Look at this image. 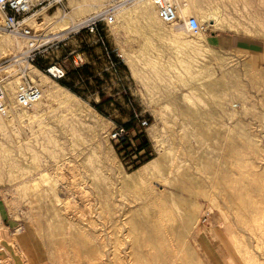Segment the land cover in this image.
<instances>
[{"label":"rangeland","instance_id":"rangeland-1","mask_svg":"<svg viewBox=\"0 0 264 264\" xmlns=\"http://www.w3.org/2000/svg\"><path fill=\"white\" fill-rule=\"evenodd\" d=\"M107 1L111 4L130 5L138 0ZM174 4L178 7L179 21L174 26H164V29L178 31L174 38L180 40L181 44L176 45L151 36L141 22L123 26L125 28L110 26L106 29L107 48L113 50L112 61L120 62L118 70L109 72L111 75L103 74L101 81L97 76L96 79L88 81L87 74H71L72 76H67L64 81L55 82L76 96L83 103L81 105L93 110L108 123L102 124L101 129L98 128V118L87 111L90 123L97 127L94 133L77 123V120L56 104L52 105L53 110L46 111L39 119H32L30 122L19 120L17 115L21 111L12 107L13 96L7 83L12 82L15 89L19 84L31 81L30 78L38 81L33 70L43 75L44 73L26 61L28 48L25 45L19 52L11 53L0 62V72L14 66L8 76L0 74V83L11 103L13 113V118L11 116L8 119L14 122L7 129L0 127V218L4 227L2 237L5 248L1 257L5 259L4 264H23L24 261L28 264L30 258L33 264H57L60 258L63 259L58 255L60 247L58 248L59 244L57 246L61 239L58 241L54 232L51 233L54 231L50 221L54 217L51 214H55L56 210L67 214L68 224L63 232H67L65 239L67 238L68 242L70 236L75 233L72 229L74 223L83 222V218L92 220L85 223L83 233L88 237L90 233L97 232L95 234L101 237L104 247L102 255L97 254L99 261L90 264H114L113 255L110 253L115 246L119 253L121 252V258H124L121 263L133 264L129 261L133 257L130 256L133 252L132 246L138 238L146 241L154 234L150 225L146 224L155 222L157 215L158 218H165L162 211L159 212L161 207L158 202L143 208H139V204L152 197L151 190L160 192L164 189L169 195H182L185 198L189 195L172 187L170 182L164 185L154 182L151 190L145 184L129 189L118 187L114 176L112 177L113 171L108 170L105 165L107 144L111 146L126 172L146 163V160L142 159L136 166L128 165L127 161L121 158V149L109 138L116 126L128 122L132 127L136 126L139 120L147 121V127L141 129L142 140L150 146L151 157L147 159L152 160L163 149L168 150V178H179L184 182L186 178H247L253 189H262L259 186L264 183V102L261 101L264 81L260 76L257 81L247 76L245 63L250 57L249 54L214 48L206 37L211 34H234L264 42V0H174ZM212 8L219 10V19L225 25H222L223 29L200 22L199 16ZM181 9H184V12L180 13ZM57 12L59 15L72 12L68 0H65L62 8L42 13L35 19L39 21L44 16L51 18ZM188 17L196 18L204 26L206 32L200 34L201 37L225 58L222 63L211 64V73L223 78L219 86H200L198 78L189 76L192 73L191 68L198 66L197 61L200 60L182 46L184 42L196 40L197 34H190L185 29L184 21ZM34 25L35 23L32 24ZM75 28L60 38L64 40V46L53 44L40 51L37 57L39 66L59 61L66 62V69L70 70L68 54L87 52L85 45L79 42L81 39L84 41V37L73 35ZM139 29L143 31L138 32ZM33 30L34 36L44 34L42 30ZM50 38L53 37L34 39L43 41ZM90 51L99 55L97 47ZM115 55L119 57L115 58ZM124 57L128 59L127 63ZM15 60L19 62L12 64ZM95 61V67L91 71L99 73L104 68L103 63ZM258 62L264 67V61L259 59ZM130 67L135 69L137 76L132 77ZM15 80L17 81L14 82ZM117 98L119 99L116 100ZM27 111L29 114L34 113L33 108ZM134 134L138 136L137 131ZM40 171L50 177L49 182L39 179ZM32 178L38 179L39 191L45 189L47 193L51 192V195H47L46 191H41L44 192L42 196L39 191L38 194L36 191L32 192L34 190L29 191L25 182L31 181ZM55 196H58L61 202L55 203ZM217 198L220 202V198ZM193 200L199 203L195 206L198 208L195 210L197 217L192 222L193 229L187 238L184 255L176 246L180 257H187L189 264H194V257L200 258L203 264H244L241 259L246 258L248 253L249 258H260V262L256 258L257 264H264V245L260 246L261 241H256L248 229L236 223L235 216L231 210L228 211L226 204L219 207L200 196ZM50 215L53 218H50ZM145 226L148 229L144 228ZM37 230L41 232L38 233ZM235 234L236 237L237 234L240 235L237 238L244 242L243 245L245 244L248 250L252 248L250 251L241 249V255L244 253L241 257L230 246L229 241L231 239L234 243ZM115 237H119L118 243L114 241ZM245 240H251L252 245L249 242L247 244ZM146 249L151 251L150 246H146ZM167 255L168 253L164 255L165 258Z\"/></svg>","mask_w":264,"mask_h":264},{"label":"bare ground","instance_id":"bare-ground-1","mask_svg":"<svg viewBox=\"0 0 264 264\" xmlns=\"http://www.w3.org/2000/svg\"><path fill=\"white\" fill-rule=\"evenodd\" d=\"M169 1L174 3V0H169ZM68 4L72 9V12L70 14L59 15V13L57 12L54 17L50 18V17L44 16L43 19H41L39 21H36V19L34 18L32 24L35 23V25L33 26V29H35L37 31L42 30L44 32V34L40 35V36H33L31 39L22 38L20 36L9 34L5 31H3L2 30L3 28L1 29V27H2V25H1V27H0V62L3 61V59L8 58L11 53L19 52L21 50L22 46H24V45L28 49H30L33 47L34 44H39L41 42L49 41V40L41 41L40 39H34V38H39V37L44 38V37H49V36H55V37H53V39H56V38L59 39V38L64 37L66 32H68L69 30H72L76 26H79L80 24H82L83 21L87 18V15H89L92 10H97L98 9L97 6L100 7V5H103V6L106 5V6L110 7L111 9H116V10H114L115 17H116V22L113 25L114 28H115V26L122 28L123 26L126 27L130 24H138L139 22H141L142 24H144V26L146 28L145 29L146 32H148L151 36L156 37L157 39H160V40H167L170 43H176V45L181 44L179 42L180 40L174 38V35L178 34V31L174 32V31H169V30L164 29V26L168 27V25H165L160 20V18L158 17V15L156 13V10H155V8L152 5L150 0H138L137 2L131 3L130 5H127L125 3L111 4L107 0H68ZM182 11L184 12V9H181L180 13ZM218 11L219 10L213 9V8L209 9L207 12L205 11V13H203L202 15L199 16L200 22L206 23L207 25L215 26L216 28L222 27V25H224V24H223V21L221 22L219 19L220 14ZM178 13H179V11H178ZM0 23H1V21H0ZM125 27H123V28H125ZM223 28L224 27H222V29ZM129 29L136 30L133 27H131V28L129 27ZM169 29H171V27H169ZM142 31H143L142 29H139L138 32H142ZM236 32L238 33V31H236ZM146 39H147V37H146ZM182 46L184 48H186L187 50H189L191 53L195 54L199 58V60L201 61V62L197 61L198 66H196L195 68H191L192 73L190 72L191 74H189L190 77L198 78L200 86L202 84L203 86H208L209 88H211V87L219 86L223 82V78L214 76V73H211L212 72L211 64L216 65V64L222 63V62H224L225 58H223V56H221L217 51H215V49H213V47L208 45L206 43L205 39L203 37H201L200 34L196 35V40L184 42V43H182ZM16 56H14V57H16ZM124 59L127 63L128 59L126 57H124ZM18 62H19V60H15L12 64H16ZM20 64L21 63H19V65ZM26 66H28V65H26ZM245 67H246L245 69L247 71L248 77L252 78L254 81H257L258 76H260L264 81V68L257 67L254 64V62L252 61L251 57H249L247 59V62L245 63ZM13 69H14V66L10 67L8 69H5L4 71H1L0 74H2L3 76H8L9 74L12 73L10 71ZM129 71H130L132 77H135V75L137 76L135 69L133 67H130ZM33 72H35L36 77H38V81L33 79V78H30V79H31V82L38 83V85L42 87V99L32 107L34 110L33 114H29L27 110H18L19 112L21 111L20 113H18L16 110V112L18 113L17 116H18L19 120L21 119V120L30 122L32 119L33 120L36 118L39 119L40 117H42L46 114V111L53 110L52 105L56 104L57 107L64 109L65 112H68L74 120L78 121L77 123L81 124L82 126L87 128L89 131H91L92 133L95 132V129L97 127L95 126L96 127L95 128L92 125V122L90 123V118L87 115V111L91 112L92 114H94L96 116V118H98L97 121H99V123H100L98 128L101 129L102 124H108L98 114L94 113L93 110L89 109L88 107H84L85 105L84 106L81 105L83 103H81V101L76 96H74L73 94L68 92V90L62 88L61 86H59L55 82L50 81L45 75L37 72V70L36 71L33 70ZM33 72H31V73H33ZM18 79H20V78H18ZM16 81L17 80H15L14 82H16ZM49 82H51V83H49ZM7 85H8V90H9L10 94L13 96V94H14L13 92L15 89H14V86H12V82H8ZM261 101L264 102V94L261 98ZM13 108H15V107H13ZM11 116L13 118L12 110L10 111V113L7 116H5V117L0 116V127L7 129L9 126H11V124L14 123V122H12V120L8 119ZM5 122H7V123H5ZM93 124H94V122H93ZM47 139L51 140L50 138H47ZM223 139H224V137H223ZM106 149H107V152L105 153L106 155L104 158L106 159L107 162L105 163V165L108 168V170L113 171L112 177L114 176L113 178H114L115 182L117 183V185L120 189L136 188V187H140L141 184H145L148 187V189L151 190V188H153L152 184L154 182H159L160 184H163V185L170 182V185L172 187L177 188L180 191L186 192L189 195L188 198H185L182 195H172V194L169 195V193H167L168 191L164 190V189L161 190L160 192L151 190V192L153 193L152 197H149V199H147L144 202L139 204L140 205L139 208H143L145 206H149L150 204L158 202L160 204V207H161V210L159 212L162 211L163 215H165L164 216L165 218H163V219L158 218L159 215H157L158 214L157 213L156 215L158 217L155 218L156 219L155 222H151V224L149 223L148 225L144 222L146 224V226L150 225V227L152 229V233H154V234L150 235V238L146 241H144L142 238L137 237L138 238L137 242L135 241L136 243L132 246V249H131V250H133V252L130 256H133V257H132V259H129L130 257L129 258L127 257L129 259V261L131 260L133 262V264H189L187 257H185V256L180 257L178 255L179 252L176 249V246H178L181 249V250L180 249L179 250L182 251V253L184 255V249L187 247V244H188L187 238H188L189 234H191L190 232L193 229L192 222H194L195 221L194 219H196V217H197L196 211L198 210V208H196V207L199 205V203H197L196 200H193V198H197L199 196L202 197V199L204 198L206 200H209V202L214 203L219 207L226 204L229 208L228 211L231 210V212L235 216V221H237L236 223L243 226L245 229H248L247 231H249V232H251V234H253V238L255 236V238L257 239L256 241H261L262 244H260V246L264 245V183H262V186H259V187H262V189H260V188L253 189L251 187V183L249 182V180L247 178H207V179L205 178L206 180L202 179V178H186L187 182L186 181L184 182L183 180H181L179 178H177V179L176 178L175 179L174 178H168L167 177V169H166L168 150L166 151V149H163V151H161L158 154V156H156L152 160L146 162L144 165L140 166L139 168L134 169L130 172H126L123 170L122 166L118 162V160H117V158H116V156H115V154H114V152H113V150L109 144H107ZM73 169L75 171V168H73ZM75 173H73V174H75ZM38 175L40 177L39 179H42L45 182L50 179V177L46 173H44L43 171H40L38 173ZM37 180L35 178L34 179L32 178L31 181L27 180L28 182L27 181H26L27 183L25 182V184H27L28 190L29 191L34 190L32 192L35 193V191H36L37 194L40 192L39 194H41V196L44 195V192H41V191H46L47 195L50 194L51 192L47 193V190H45V189L41 190V191L38 190L40 188H38L39 183ZM263 180H264V178H263ZM23 182H24V180H23ZM40 182H43V181H40ZM45 182H43V184ZM22 183H21V185H25ZM18 184L20 185L19 182H18ZM45 184L48 185L49 183L48 184L45 183ZM43 188H45V187L43 186ZM37 191H39V192H37ZM2 193H3V191H2ZM84 194H87V193L84 192ZM34 195H36V194H34ZM217 197L220 198V202L217 200L218 199ZM55 198H57V199H54V200H56L55 203L61 202V200L58 198V196H55ZM51 201L53 202V199ZM11 203H12V201H11ZM50 205H51V203L49 204V206ZM51 207H52V205H51ZM66 209H67V207H66ZM223 210H226V209H222V211ZM50 211H51V208H50ZM53 211H55V210H53ZM60 211H62V210H60ZM60 211L56 210L55 214H51V215H53L54 218L51 215H50L51 217L49 216L50 218H53L52 220H50L51 224L53 223L52 224V227H53L52 230H54L51 233L54 232L53 233L54 237H56L58 239V241H60L59 239H61L60 243L59 242L57 243V246L59 244L58 248L59 247L61 248V249L59 248L60 252H58V255L60 257H62L63 259L60 258V260L57 262V264H63L64 262H65V264H67V263H69V264H90V262H95L96 260L99 261L97 259L98 258L97 254L102 255V249L104 247L103 240H101V237L99 235L95 234L97 232H92V234L90 233V235H88V237L86 235H84V233H85L84 230H85L87 221L92 222V220H85L84 218L83 219L81 218L83 222L78 223V221H77V223H74V228L72 227V229L75 231V233H74V235L72 234L70 236V239L68 242V241H66L68 239L67 238L65 239V237H66L65 232L66 231L63 232L64 228L68 224V221L66 218L67 214H62V212H60ZM64 212L66 213V211H64ZM170 213H172V214H170ZM224 213H226V212L224 211ZM46 214H47V212H46ZM48 214H49V209H48ZM227 214H229V213H227ZM81 216H84V215H80V217ZM151 219H153V218H151ZM148 220H147V222H148ZM70 225H71V223H70ZM115 225L116 224H114V226ZM146 226L144 228H147ZM3 228H4L3 226H0V239H2V240H4V238L2 237L3 236L2 235L3 234ZM38 229L40 230V227H38ZM72 229H69V230H72ZM241 229H242V227H241ZM41 230H43V229H41ZM40 232L41 231H38V233H40ZM244 236H246L245 233H244ZM247 236L249 237V235H247ZM148 237H149V235H148ZM237 237H240V235L237 234ZM237 237L235 234L234 239H233L234 243H232L231 239L229 242H230L231 248H233L236 253L240 254V257H241L244 254V253H242V255H241V252H242L241 249H243V251H244L245 248L247 249V247H245L246 245L245 244L243 245L244 242H242V240L240 238H237ZM52 238H53V236H52ZM97 240H98V242H96ZM55 241H56V239H55ZM114 241L118 243L119 237H115ZM250 241L249 240L246 241L247 244H248V242L250 243ZM13 242H15V241H13ZM53 242H54V239H53ZM9 244L14 245V243H9ZM242 245L244 246V248H242L243 247ZM146 246H150L151 251H148L147 249H146L147 250L146 251L145 250ZM253 246H255V245H253ZM143 247H145V248H143ZM248 247H250V246L248 245ZM128 248H130V247H128ZM54 249H56V248H54ZM250 249H252V248H250ZM250 249L249 250L247 249V251H250ZM256 249L258 250V246H256ZM262 249H264L263 246H262ZM55 251L57 253V250H55ZM6 252H7V250H6ZM252 252L253 251H251V253ZM120 253H119V250L116 246L113 249V251L110 253V255L111 254L113 255V258H112L113 261L112 262L114 264H120L123 261L124 258H121V256L119 255ZM166 253H168V255L165 258L164 255ZM262 253L261 254L264 255V251H262ZM127 255H128V253H127ZM20 256H21V258H23L22 255H20ZM249 257L250 256L248 255V253L246 254V258L242 257L241 260L244 261V264H257L258 262H260L259 261L260 258L258 259V257H256L258 262L256 261V258L251 257L252 258L251 259ZM8 260H9V258H8ZM131 261H130V263H132ZM193 263L194 264H203L201 259L197 258V257L196 258L194 257ZM23 264H27V262L24 261ZM121 264H124V263H121Z\"/></svg>","mask_w":264,"mask_h":264},{"label":"built area","instance_id":"built-area-1","mask_svg":"<svg viewBox=\"0 0 264 264\" xmlns=\"http://www.w3.org/2000/svg\"><path fill=\"white\" fill-rule=\"evenodd\" d=\"M154 6L156 13L160 20L168 26H174L179 21L178 7L169 0H150ZM65 0H0V21L2 28L5 32L20 36L22 38H32L34 36L33 20L42 13L49 12L53 9L62 8ZM97 10H92L82 24L77 26L73 35L78 37L83 36L84 41L81 39L80 44L85 45V52H70L68 57L70 59V70L66 69V62H54L47 65L39 66L37 57L41 50L46 49L49 45H61L63 39L50 38L47 42L34 44L32 48L27 49L25 59L32 65L38 67L39 71L44 73L53 82L64 81L69 73L87 69L90 77L87 79L91 81L99 78L102 80L103 74L115 72L120 65L119 60L112 61L113 50L107 48L106 29L113 26L116 22L115 12L110 7L97 6ZM185 29L190 34H205L206 29L194 17H188L184 21ZM55 37V36H52ZM97 47L99 55L91 52L90 49ZM119 56L115 55V58ZM114 59V58H113ZM95 60L103 63V69L96 73L91 71L95 67ZM42 99V88L38 84L31 81L19 84L13 94V107L18 110H29L36 103ZM11 111V103L8 101L4 88L0 83V116L5 117ZM147 127L146 120H139L134 128L127 130L123 125H118L114 128L109 138L115 142L121 149L120 155L123 161H127L128 165L136 166L142 159L147 160L151 157L149 144L142 140L143 133L141 129ZM137 131L136 136L134 133ZM139 137V138H138ZM146 142L147 147L143 148L142 144ZM0 226L3 222L0 218ZM5 252L3 240L0 239V264H4L5 259L1 255Z\"/></svg>","mask_w":264,"mask_h":264},{"label":"crops","instance_id":"crops-1","mask_svg":"<svg viewBox=\"0 0 264 264\" xmlns=\"http://www.w3.org/2000/svg\"><path fill=\"white\" fill-rule=\"evenodd\" d=\"M176 1V0H175ZM208 43L214 48L233 50L239 53L249 54L252 61L257 67L259 65L258 60L264 61V42L258 39H252L244 36L234 34H214L206 37ZM264 68V67H262ZM117 98L116 100H118ZM3 235V234H2ZM4 236V235H3ZM32 259L28 264H33Z\"/></svg>","mask_w":264,"mask_h":264},{"label":"trees","instance_id":"trees-1","mask_svg":"<svg viewBox=\"0 0 264 264\" xmlns=\"http://www.w3.org/2000/svg\"><path fill=\"white\" fill-rule=\"evenodd\" d=\"M71 74H76L77 76H80V75H82V74H83V75H84V74H87L89 77L91 76V75L89 74V72L87 71V69H82L81 71H77V72L69 73L68 76L71 75ZM71 76H72V75H71ZM85 81H87V80H85ZM95 81H97V80H95ZM101 103H102V102H101ZM98 107H99V106H98ZM123 126H124L127 130H130V129H132V128L135 127V125L131 127L130 122L124 124ZM138 138H139V137H138ZM147 146H148V145H147L146 142H144V143L142 144V147H143V148H145V147H147ZM149 160H150V159H147L146 162H148Z\"/></svg>","mask_w":264,"mask_h":264},{"label":"water","instance_id":"water-1","mask_svg":"<svg viewBox=\"0 0 264 264\" xmlns=\"http://www.w3.org/2000/svg\"><path fill=\"white\" fill-rule=\"evenodd\" d=\"M211 35H213V34H211Z\"/></svg>","mask_w":264,"mask_h":264}]
</instances>
